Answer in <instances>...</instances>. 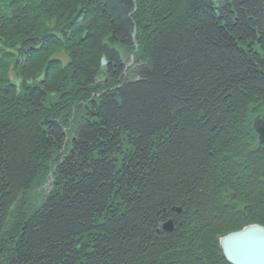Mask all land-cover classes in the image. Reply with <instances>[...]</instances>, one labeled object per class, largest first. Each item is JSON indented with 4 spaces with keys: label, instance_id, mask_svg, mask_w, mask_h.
Masks as SVG:
<instances>
[{
    "label": "trees",
    "instance_id": "obj_1",
    "mask_svg": "<svg viewBox=\"0 0 264 264\" xmlns=\"http://www.w3.org/2000/svg\"><path fill=\"white\" fill-rule=\"evenodd\" d=\"M260 117L264 0H0V264H230Z\"/></svg>",
    "mask_w": 264,
    "mask_h": 264
},
{
    "label": "water",
    "instance_id": "obj_2",
    "mask_svg": "<svg viewBox=\"0 0 264 264\" xmlns=\"http://www.w3.org/2000/svg\"><path fill=\"white\" fill-rule=\"evenodd\" d=\"M108 64L104 58L102 66L106 67ZM258 131L264 139V122L259 124ZM163 228L170 233L174 230V225L169 221ZM221 245L224 256L230 264H264V226L252 225L242 231L234 232L223 238Z\"/></svg>",
    "mask_w": 264,
    "mask_h": 264
},
{
    "label": "rangeland",
    "instance_id": "obj_3",
    "mask_svg": "<svg viewBox=\"0 0 264 264\" xmlns=\"http://www.w3.org/2000/svg\"><path fill=\"white\" fill-rule=\"evenodd\" d=\"M136 50L134 53H131V54H123V52L121 51V54L124 55L123 56V62L125 64V71H124V74H123V77L121 78L120 82L123 83L127 80H130L132 78L135 77V72H136V69L138 67V64L140 63L139 59H137V52L139 51V45L137 44V46L135 47ZM59 57L65 59L66 56L65 55H58L55 57V59H60ZM106 59V57H103V59ZM107 61V59H106ZM65 62H67V60L65 59ZM108 62V61H107ZM109 63V62H108ZM101 68L103 70V74L101 76H99V78L96 79V85H99V83H104L106 81V78L108 76H106V70L109 68V64L108 66L106 67H103L102 66V61H101ZM112 81H107V84L109 87H112L110 84H111ZM115 86V84H114ZM121 87V86H119ZM262 120H264V117H260ZM77 128V126H76ZM52 186H50V184L48 183L44 188L43 190L45 191L46 194H49L50 193V190H51Z\"/></svg>",
    "mask_w": 264,
    "mask_h": 264
},
{
    "label": "bare ground",
    "instance_id": "obj_4",
    "mask_svg": "<svg viewBox=\"0 0 264 264\" xmlns=\"http://www.w3.org/2000/svg\"><path fill=\"white\" fill-rule=\"evenodd\" d=\"M9 81L13 86L18 85V80L16 79L15 73L13 71H11L9 74Z\"/></svg>",
    "mask_w": 264,
    "mask_h": 264
}]
</instances>
